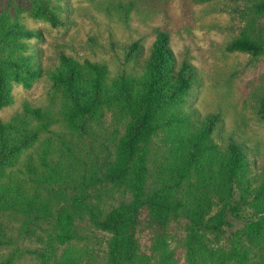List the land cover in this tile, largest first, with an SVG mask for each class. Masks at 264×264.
Returning a JSON list of instances; mask_svg holds the SVG:
<instances>
[{
  "label": "trees",
  "instance_id": "trees-1",
  "mask_svg": "<svg viewBox=\"0 0 264 264\" xmlns=\"http://www.w3.org/2000/svg\"><path fill=\"white\" fill-rule=\"evenodd\" d=\"M254 6L264 11V2ZM34 16L52 26L63 24L48 1L37 4ZM14 25L6 30L7 48L0 50V105L8 102L12 81L29 87L43 74L65 103L56 111L27 104L9 122L0 121V247L10 243L1 218L12 215L23 226L52 220L59 244L85 239L83 224L109 234L107 264H177L169 234L179 215L192 224L184 241L188 248L197 242L202 264H264V166H257L258 144L226 131L220 112L202 114L187 105L198 72L191 62H178L166 32L157 33L146 54L140 42L129 43L127 58L138 69L112 77L104 63L80 62L63 52L45 72L39 63H25L14 41L42 34ZM225 49L260 55L264 43L242 33ZM105 108L125 119L127 130L88 176L80 169L67 172L62 157L72 156V148L66 144V152L43 148L27 155L24 170L18 165L43 133L55 134L52 125L83 129ZM257 114L264 120V96ZM160 131L169 149L158 161L150 148ZM110 192L123 198L107 205ZM243 216L245 225L233 231V219ZM232 231L227 247L210 246L202 233L216 238ZM187 263L197 264L194 256ZM53 264H80V259L63 255Z\"/></svg>",
  "mask_w": 264,
  "mask_h": 264
},
{
  "label": "rangeland",
  "instance_id": "rangeland-1",
  "mask_svg": "<svg viewBox=\"0 0 264 264\" xmlns=\"http://www.w3.org/2000/svg\"><path fill=\"white\" fill-rule=\"evenodd\" d=\"M40 1H48L63 24L52 26L47 20L35 17L34 10ZM255 1L0 0V50L8 46L5 43L8 26L14 27L16 23V30H38L42 34L40 38L20 35L14 41L18 46L16 54H21L25 63H39L45 72L58 64V56L63 52L80 62L88 59L104 63L113 77L138 69V63L127 58L129 43L140 42L146 54L157 33L164 31L178 62L187 60L198 72V81L191 89L187 105L202 114L220 112L226 131L246 139L249 145L258 144L256 159L257 166L261 167L264 166V120L257 114V105L264 96V53L253 55L225 49L242 33L264 43V11L255 8ZM64 103L61 90L46 74L32 80L29 87L12 81L8 102L0 105V121L9 122L23 112L27 104L54 106L56 111ZM85 125L83 129L73 131L52 125L55 134L43 133L22 153L18 165L24 170L22 163L28 154L38 155L43 148L49 152L51 146L63 153L69 145L72 156L62 157L67 159V172L80 169L88 176L125 133L127 122L105 108L97 119L90 118ZM168 149L164 132L160 131L153 139L150 154L160 161ZM53 159L57 160L56 153ZM69 160H73V164ZM120 198H123L121 192H110V198L105 201L110 202L107 205H116ZM175 219L171 224L169 246L177 264H188L187 260L192 256L197 264H202L197 242L190 241L188 248L184 241L185 228L191 227V222H185L179 215ZM233 221L235 231L245 225L246 219L243 216ZM1 222L10 243L0 247V264L4 261L9 264H53L63 255L79 257L80 264L108 263L109 234L89 224L82 226L85 239L59 244L52 220L23 226L18 217L5 215ZM233 231L216 238L202 233L210 246L227 247Z\"/></svg>",
  "mask_w": 264,
  "mask_h": 264
}]
</instances>
